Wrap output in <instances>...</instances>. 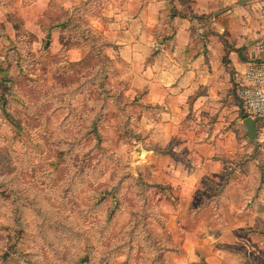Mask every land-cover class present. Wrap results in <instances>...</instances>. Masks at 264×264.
<instances>
[{
    "label": "rangeland",
    "instance_id": "rangeland-1",
    "mask_svg": "<svg viewBox=\"0 0 264 264\" xmlns=\"http://www.w3.org/2000/svg\"><path fill=\"white\" fill-rule=\"evenodd\" d=\"M60 2L49 0L29 29L15 0H0V264H264V251L186 252L185 232H222L230 208L212 178L185 200L167 188L159 171L170 162L145 140L141 105L119 77L124 63L88 26L102 0ZM56 21L68 25L51 34ZM263 127L257 120L255 139L247 135L245 169L264 170ZM263 202L237 212L260 218L235 220L233 233L264 244ZM169 244L181 250L166 254Z\"/></svg>",
    "mask_w": 264,
    "mask_h": 264
},
{
    "label": "crops",
    "instance_id": "crops-1",
    "mask_svg": "<svg viewBox=\"0 0 264 264\" xmlns=\"http://www.w3.org/2000/svg\"><path fill=\"white\" fill-rule=\"evenodd\" d=\"M72 1L60 4L71 9L91 0ZM48 2L15 0L29 29L28 22L42 15ZM88 17L89 28L106 40V52L124 63L119 77L127 80L125 93L136 96L141 105L145 140L170 162L159 171L167 188L185 200L212 178L220 189L218 201L230 208L222 232L200 227L186 231V252L208 248L213 254L233 256L263 253L264 244L252 234L233 233L235 220L260 218L257 211L241 221L237 212L242 215L253 201H264V170L245 169L238 161L247 151V129L233 88L245 64L257 56L264 0H102ZM219 174L224 183L211 177ZM228 230L233 235L225 236ZM229 243L240 250L226 246ZM233 259L232 264H245L240 257Z\"/></svg>",
    "mask_w": 264,
    "mask_h": 264
},
{
    "label": "built area",
    "instance_id": "built-area-1",
    "mask_svg": "<svg viewBox=\"0 0 264 264\" xmlns=\"http://www.w3.org/2000/svg\"><path fill=\"white\" fill-rule=\"evenodd\" d=\"M257 56L249 60L237 82V95L248 116L264 117V31L256 41Z\"/></svg>",
    "mask_w": 264,
    "mask_h": 264
},
{
    "label": "trees",
    "instance_id": "trees-1",
    "mask_svg": "<svg viewBox=\"0 0 264 264\" xmlns=\"http://www.w3.org/2000/svg\"><path fill=\"white\" fill-rule=\"evenodd\" d=\"M67 25H68V22L67 21H56V22H53L51 24V30L53 28H58V30L61 31V29L65 28ZM238 98H239V96H238ZM239 100H240V98H239ZM240 103H241L242 108H243V111L241 112L242 116L243 117L248 116V114L244 110V107H243V104H242V101L241 100H240ZM180 250H181V248L180 247H177L175 244H169V245H166V247L164 248L163 251L167 254L169 252H179ZM163 262L165 264H171L170 261L167 259V257H166V260H164Z\"/></svg>",
    "mask_w": 264,
    "mask_h": 264
},
{
    "label": "water",
    "instance_id": "water-1",
    "mask_svg": "<svg viewBox=\"0 0 264 264\" xmlns=\"http://www.w3.org/2000/svg\"><path fill=\"white\" fill-rule=\"evenodd\" d=\"M261 118V116H246L243 119V123L247 129V135L249 136V138L251 139H255V134H256V121Z\"/></svg>",
    "mask_w": 264,
    "mask_h": 264
}]
</instances>
